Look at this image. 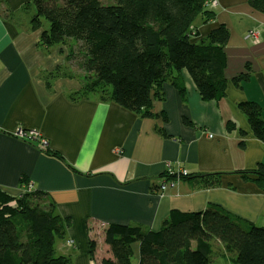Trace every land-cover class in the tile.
I'll return each instance as SVG.
<instances>
[{"label": "crops", "instance_id": "obj_1", "mask_svg": "<svg viewBox=\"0 0 264 264\" xmlns=\"http://www.w3.org/2000/svg\"><path fill=\"white\" fill-rule=\"evenodd\" d=\"M28 1L0 2V189L19 195L22 181L32 179L33 187L52 198L56 214L70 219L64 237L55 240L57 254L69 256L72 264L112 258L104 237L109 223L157 230L172 208L217 206L264 227V184L241 173L264 167V141L253 135L237 106L246 100L260 103L264 120V13L247 0H216L214 16L205 22L199 16L193 26L199 32L195 39L220 23L228 28L225 96L203 100L183 69L184 92L165 82V99L152 105L157 115L141 118L96 95L70 101L68 92L80 88L77 79L57 77L47 88L43 73L64 65L67 49L39 43L40 30L29 22L33 10H22ZM251 30L259 33V41L253 42ZM246 64L248 79L234 84L232 78ZM17 130L38 136L31 141ZM40 138L46 147L39 146ZM167 162L188 175L218 173V183L202 187L198 177L170 175ZM169 179L173 185L159 190ZM211 252L212 264H231L233 251L226 257L221 253L219 262ZM132 261L138 263L137 243Z\"/></svg>", "mask_w": 264, "mask_h": 264}, {"label": "trees", "instance_id": "obj_2", "mask_svg": "<svg viewBox=\"0 0 264 264\" xmlns=\"http://www.w3.org/2000/svg\"><path fill=\"white\" fill-rule=\"evenodd\" d=\"M207 1L29 0L22 10H33L29 22L40 30L39 43L67 49L65 64L43 73L48 89L57 77L77 79L80 88L68 92L70 101L96 95L101 102L153 118L157 115L153 102L165 99L162 84L169 82L184 92L183 69L203 100H218L226 94L228 28L220 23L205 37L195 39L199 35L193 26L196 18L202 16L205 22L214 16ZM247 2L264 13V0ZM245 67L232 78L234 84L248 79L250 65ZM237 106L253 135L264 141L260 103L246 100ZM155 130L168 136L161 128ZM241 173L264 184L262 164ZM217 174L179 176L198 177L204 187L217 184ZM69 225L70 219L56 214L52 198L44 191L34 187L31 192L10 195L0 189V264H72L69 256L55 251L56 238H63ZM104 237L112 258L102 259L101 264H132L135 243L137 264H212L213 238L233 251L231 264H264V227L212 205L201 211L172 208L157 230L109 223ZM90 243L92 255L94 244Z\"/></svg>", "mask_w": 264, "mask_h": 264}, {"label": "built area", "instance_id": "obj_3", "mask_svg": "<svg viewBox=\"0 0 264 264\" xmlns=\"http://www.w3.org/2000/svg\"><path fill=\"white\" fill-rule=\"evenodd\" d=\"M207 3L210 6H215L216 5V0H209ZM249 35H250L251 39L253 40V42L259 41V33L256 30H251ZM16 133H18L19 136H24V137H26V139H29V140H31L35 136H38V133L35 132V131L30 132L27 135H24L22 130H17ZM209 136H212V134H209ZM46 143H47L46 139L40 138L39 145L41 147H46ZM167 173L170 174V175L175 174L176 177H179L180 174H182V175L186 174V171L185 170H181V172H180L178 169L176 170V168L173 167V165H168ZM28 181H29V183H28L26 189H24V191L32 190L34 188L33 187V180L29 179ZM173 183H174L173 179H169V180L163 181V183L160 185V189L161 190H165L167 186L173 185ZM67 243L71 244V243H73V241L72 240H68Z\"/></svg>", "mask_w": 264, "mask_h": 264}, {"label": "rangeland", "instance_id": "obj_4", "mask_svg": "<svg viewBox=\"0 0 264 264\" xmlns=\"http://www.w3.org/2000/svg\"><path fill=\"white\" fill-rule=\"evenodd\" d=\"M209 1V0H208ZM207 1V2H208ZM42 25H43V27H45V28H47V23H46V21L44 20V19H42ZM77 66H80V65H78L77 64ZM243 71V70H242ZM241 71V72H242ZM81 75H82V73H81ZM163 86H164V84H162V90H163V92H164V89H163ZM163 101V100H162ZM209 135V134H208ZM211 137V136H210ZM42 139H45V138H42ZM117 149V148H116ZM166 165H167V167H168V165H171L169 162H167L166 163ZM173 165V164H172ZM173 167H175L174 165H173ZM176 168V167H175ZM180 172H181V170L182 169H178ZM28 183H29V181H25L24 183H23V185H22V187H21V189H22V191H24V189H26V187H27V185H28ZM161 185V184H160ZM159 190H161L160 189V187H159ZM27 192H31V190H28ZM58 239V238H57ZM215 239H217V238H213L212 240V242H211V244H212V246H213V248H211V258L213 259V261H215V262H219V260L218 259H220V254L222 253V256H224V257H226V255H229L230 254V251L231 250H229V248L226 246V244L225 243H223V242H221L222 244H223V247L222 246H220L219 245V243H216V240ZM68 240H72V239H68ZM67 240V241H68ZM219 240V239H218ZM67 241H66V243H67ZM73 241V240H72ZM214 241H215V243H214ZM218 242V241H217ZM59 243V242H58ZM106 243V242H105ZM68 244V243H67ZM74 244V241H73V243H71V244H68V245H73ZM107 244V243H106ZM108 245V244H107ZM109 246V245H108ZM110 248V247H109ZM220 250V252H219V254L217 253V251H219ZM89 253H90V251H89ZM93 255V254H92ZM91 255V256H92ZM102 261V260H101ZM101 261L99 262V263H97L95 260L92 262V264H101ZM225 264H229L228 262H224ZM132 264H133V261H132Z\"/></svg>", "mask_w": 264, "mask_h": 264}, {"label": "bare ground", "instance_id": "obj_5", "mask_svg": "<svg viewBox=\"0 0 264 264\" xmlns=\"http://www.w3.org/2000/svg\"><path fill=\"white\" fill-rule=\"evenodd\" d=\"M15 131H16V130H15ZM32 140H34V138H33V139H31V141H32ZM38 144H39V143H38ZM39 146H40V145H39Z\"/></svg>", "mask_w": 264, "mask_h": 264}, {"label": "flooded vegetation", "instance_id": "obj_6", "mask_svg": "<svg viewBox=\"0 0 264 264\" xmlns=\"http://www.w3.org/2000/svg\"><path fill=\"white\" fill-rule=\"evenodd\" d=\"M212 7V6H211Z\"/></svg>", "mask_w": 264, "mask_h": 264}]
</instances>
